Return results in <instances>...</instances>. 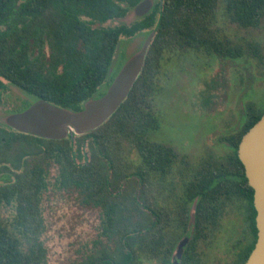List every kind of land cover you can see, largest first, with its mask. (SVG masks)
Masks as SVG:
<instances>
[{"label": "trees", "instance_id": "16d2710c", "mask_svg": "<svg viewBox=\"0 0 264 264\" xmlns=\"http://www.w3.org/2000/svg\"><path fill=\"white\" fill-rule=\"evenodd\" d=\"M140 1L0 0V101L6 84H11L34 99L79 111L106 78L121 36L155 31L128 95L95 129L45 139L0 126V163L8 168L7 160L22 161L19 164L28 170L25 183L11 180L7 171L0 184V209L16 205L12 222L0 212V264H48L40 201L50 184L51 168L56 169L54 187L74 195L99 218L95 249L70 264H141L142 258L171 264L177 241L188 231L180 263L206 264L198 252L199 240L217 228L225 207L236 201L250 207L252 231L236 264H244L253 248L257 237L253 189L237 156L241 136L264 112L253 102L244 104L238 128L221 137L231 151L222 161L196 168L170 207L158 202L154 208L123 182L134 177L140 186H149L153 175L164 180L177 156L171 146L149 136L159 127L152 102L165 53L242 55V47L214 26L218 5L231 23L255 28L264 18V0H154L151 10L133 22L105 25L125 17ZM85 143L89 157L83 151ZM132 150L138 163L127 158ZM28 159L36 161L28 165Z\"/></svg>", "mask_w": 264, "mask_h": 264}, {"label": "rangeland", "instance_id": "374dc122", "mask_svg": "<svg viewBox=\"0 0 264 264\" xmlns=\"http://www.w3.org/2000/svg\"><path fill=\"white\" fill-rule=\"evenodd\" d=\"M134 20L136 16L130 9L122 19L109 21L105 25L131 23ZM214 26L221 35L240 45L243 54L228 58L204 51L175 50L166 52L161 62L152 102L159 127L149 136L151 140L171 146L177 156L164 180L159 175H153L149 186H140L134 177L126 185L123 182L124 188L130 184L140 200L154 208L158 202L165 204V207L176 203V197L182 194L184 181L193 176L196 168L203 162L222 161L231 151L221 137L241 124L244 104L253 102L256 107L264 108V18L258 27L242 28L223 15L219 3ZM150 32L145 29L131 37L121 36L108 74L94 97L103 94L121 65ZM34 100L22 89L6 84L0 101V126H5V115L22 110ZM83 151L90 156L87 143ZM3 155H6L4 151ZM127 158L134 163L140 160L135 150L130 151ZM34 161L28 159L27 163L33 164ZM19 162L22 161L9 159L6 168L1 161L0 184L7 171H11V180L25 183L28 170ZM55 175L56 169L51 168L48 177L50 184L41 196V238L47 250L48 264H70L76 257L95 249L93 241L98 238L99 218L96 211L87 210L74 195L54 187ZM156 195L158 198L154 197ZM15 206L13 203L0 209L4 220H14ZM243 206L242 201H236L225 207L217 228L207 232L205 239L198 244L201 260L207 264H236V245L240 240L242 244L246 242ZM144 213L148 219L146 221H149L151 216L147 211ZM190 215L191 209L189 219ZM141 264L160 262L142 258Z\"/></svg>", "mask_w": 264, "mask_h": 264}, {"label": "water", "instance_id": "95a60500", "mask_svg": "<svg viewBox=\"0 0 264 264\" xmlns=\"http://www.w3.org/2000/svg\"><path fill=\"white\" fill-rule=\"evenodd\" d=\"M153 4L154 0L138 2L133 8L135 16L148 13ZM154 32L152 30L143 38L141 45L121 65L103 94L86 100L81 110L72 111L43 99H35L22 110L5 115L4 125L45 139H60L95 129L128 95L142 69ZM237 156L243 164L247 182L253 189V206L256 211L257 237L244 264H264V112L241 136ZM186 242L187 237H184L178 243L173 264H180L179 259Z\"/></svg>", "mask_w": 264, "mask_h": 264}, {"label": "flooded vegetation", "instance_id": "af4514ba", "mask_svg": "<svg viewBox=\"0 0 264 264\" xmlns=\"http://www.w3.org/2000/svg\"><path fill=\"white\" fill-rule=\"evenodd\" d=\"M5 82V81H4ZM4 91V90H3ZM243 212H244V218H245V234H246V236H245V238H246V242H245V244H242L241 243V241L242 240H240V249L238 248V252L237 253H239V251L242 249V248H244L245 246H246V244L248 243V241H250L251 240V238H252V231H251V225H250V207L249 206H243ZM190 220H192V216L190 215ZM214 229H210V230H207L206 231V233H205V235L204 236H202L201 238V240H203V239H205V237H206V234H207V232H210V231H213ZM191 235V231H188V233L186 234V235H184V237H187V241L189 240V236ZM183 237V238H184ZM183 238H181V239H179L178 241H177V245H178V243L180 242V240H182ZM201 240H199V242L201 241ZM187 243V242H186ZM177 245H176V248H175V251H176V249H177ZM198 248V247H197ZM174 254H175V252L171 255V264H173V257H174ZM246 260V259H245ZM235 263L237 262V254H236V258H235ZM160 262V264H164L162 261H159ZM179 262H180V259H179ZM245 262V261H244ZM181 264V263H180ZM207 264V263H206Z\"/></svg>", "mask_w": 264, "mask_h": 264}]
</instances>
